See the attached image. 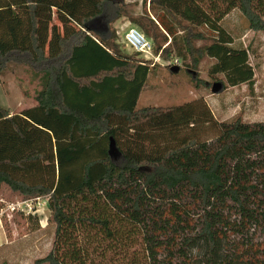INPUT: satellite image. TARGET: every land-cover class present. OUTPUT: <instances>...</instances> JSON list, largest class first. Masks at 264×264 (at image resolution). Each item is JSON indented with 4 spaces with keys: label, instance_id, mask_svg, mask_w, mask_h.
Here are the masks:
<instances>
[{
    "label": "trees",
    "instance_id": "trees-1",
    "mask_svg": "<svg viewBox=\"0 0 264 264\" xmlns=\"http://www.w3.org/2000/svg\"><path fill=\"white\" fill-rule=\"evenodd\" d=\"M38 4L0 0V84L11 66L24 65L42 85L33 107L13 114L0 106V187L23 201L47 199L56 228L38 263L191 264L188 251L202 242L207 264H264V122H218L202 99L139 108L157 63L122 53L114 29L122 19L138 26L169 70L176 62L198 69L209 58L211 77L252 84L249 52L232 46L222 22L239 10L251 31L264 33V0H95L91 15L76 13L79 26L56 40L55 54L43 46ZM207 128L217 133L211 144L201 139ZM184 192L199 205L200 229L169 243L159 261L153 226L165 219L145 203ZM255 196L261 206L249 202ZM221 199L262 238L239 257L217 256L222 230L212 209Z\"/></svg>",
    "mask_w": 264,
    "mask_h": 264
},
{
    "label": "rangeland",
    "instance_id": "rangeland-1",
    "mask_svg": "<svg viewBox=\"0 0 264 264\" xmlns=\"http://www.w3.org/2000/svg\"><path fill=\"white\" fill-rule=\"evenodd\" d=\"M36 1L39 2L40 37L46 52L52 54L56 52V40L60 36H68L79 26L80 21L76 20V13L81 14V18L95 11V0H63L64 6L61 0ZM130 10L140 13L142 6L139 4ZM122 22L124 19L120 24ZM120 24H114V29L116 43L121 52L137 59L143 58L122 43L127 27H135L140 31L141 29L131 22L119 28ZM222 25L234 38V48L248 50L250 64L255 73L252 84L230 87L223 75L211 77L209 69L214 60L204 58L198 69H191L197 73L198 85L186 67L181 68L178 74H173L164 65L167 63L159 60L151 70L138 107H168L202 99L218 122L232 123L239 117L247 124L264 122V33L251 31L239 10L229 14ZM183 32L182 30L178 33L179 37ZM208 43L195 41V46L200 47ZM150 61L154 62V59L151 58ZM217 82H222L224 87L221 92L214 94L212 86ZM41 89L40 79L32 69L24 65H13L0 84V106L13 114L20 113L36 104L35 98ZM216 136L215 131L207 128L201 139L211 144ZM43 201L45 199L35 207L45 209V216L41 215L44 220V217L50 218V212ZM21 202L22 197L5 186L0 187V264H39L38 261L52 250L55 225L48 221L44 226L38 215H24L11 209L12 204ZM249 202L253 207L262 205V201L256 196ZM145 210L151 215H164L165 222L153 226L156 235L151 246L160 248L159 261L164 260L163 252L169 243H178L188 236H195L200 229L201 210L192 193L184 192L178 196L163 193L155 198L150 197L145 203ZM212 212L222 230L217 256L239 257L245 250L248 252L252 245L256 246L262 242L255 225L241 226L240 215L231 201L215 200ZM143 221L144 219H141L138 225L141 232L145 233L148 222ZM204 249L202 242L189 249L187 259L191 264H207Z\"/></svg>",
    "mask_w": 264,
    "mask_h": 264
},
{
    "label": "built area",
    "instance_id": "built-area-1",
    "mask_svg": "<svg viewBox=\"0 0 264 264\" xmlns=\"http://www.w3.org/2000/svg\"><path fill=\"white\" fill-rule=\"evenodd\" d=\"M126 47L132 50L135 53H138L145 60L154 59V63L159 61V56H155L153 53L152 43L147 37L135 27H130L123 37V42ZM177 62L175 63V65ZM45 198H36L33 200L23 201L19 204H12L11 209L13 211H20L24 215H38L40 217L41 224L44 223V226L48 224V218L44 217V220L41 218V215L45 216V209H40L35 207L36 204H39ZM45 204L47 205V199H45ZM44 205V204H43ZM48 208V205H47ZM40 209V210H39Z\"/></svg>",
    "mask_w": 264,
    "mask_h": 264
},
{
    "label": "water",
    "instance_id": "water-1",
    "mask_svg": "<svg viewBox=\"0 0 264 264\" xmlns=\"http://www.w3.org/2000/svg\"><path fill=\"white\" fill-rule=\"evenodd\" d=\"M181 70V67L178 66V65H174L171 67L170 71L173 73V74H178ZM188 73L192 74L193 78H196L197 76V73L193 70H188ZM224 87V84L222 82H217V83H214L213 86H212V92L214 94H217L219 92H221V90L223 89ZM110 148L112 151H116V148H115V144H114V141L111 140V143H110Z\"/></svg>",
    "mask_w": 264,
    "mask_h": 264
},
{
    "label": "crops",
    "instance_id": "crops-1",
    "mask_svg": "<svg viewBox=\"0 0 264 264\" xmlns=\"http://www.w3.org/2000/svg\"><path fill=\"white\" fill-rule=\"evenodd\" d=\"M140 4H141V1H140ZM123 20V19H122ZM122 20H119L118 22H116V24H120V22L122 21ZM128 24H130V22L128 21V20H126V19H124V22H122L120 25H119V28H120V26H126V25H128ZM130 27H127V30L129 29Z\"/></svg>",
    "mask_w": 264,
    "mask_h": 264
}]
</instances>
